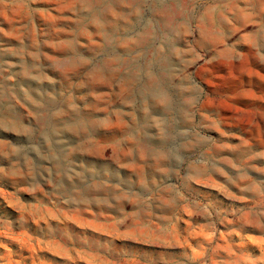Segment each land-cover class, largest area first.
<instances>
[{"label": "rangeland", "instance_id": "374dc122", "mask_svg": "<svg viewBox=\"0 0 264 264\" xmlns=\"http://www.w3.org/2000/svg\"><path fill=\"white\" fill-rule=\"evenodd\" d=\"M0 264H264V0H0Z\"/></svg>", "mask_w": 264, "mask_h": 264}]
</instances>
